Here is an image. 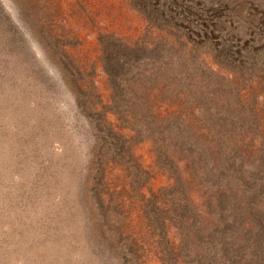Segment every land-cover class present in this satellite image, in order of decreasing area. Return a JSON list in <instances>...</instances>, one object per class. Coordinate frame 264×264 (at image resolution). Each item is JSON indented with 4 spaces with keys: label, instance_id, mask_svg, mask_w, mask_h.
Wrapping results in <instances>:
<instances>
[{
    "label": "rangeland",
    "instance_id": "1",
    "mask_svg": "<svg viewBox=\"0 0 264 264\" xmlns=\"http://www.w3.org/2000/svg\"><path fill=\"white\" fill-rule=\"evenodd\" d=\"M0 264H264V0H0Z\"/></svg>",
    "mask_w": 264,
    "mask_h": 264
},
{
    "label": "trees",
    "instance_id": "2",
    "mask_svg": "<svg viewBox=\"0 0 264 264\" xmlns=\"http://www.w3.org/2000/svg\"><path fill=\"white\" fill-rule=\"evenodd\" d=\"M122 135V134H121ZM223 142H224V140H222V141H220V143H221V145H218L220 148H222L223 147ZM132 151V150H131ZM212 152H215L216 154L219 152L218 151V149H216L215 150V148L214 149H212ZM130 154L131 155H133V153L132 152H130ZM173 165L175 166V167H177L178 166V163L177 162H175V161H173ZM177 168H179V167H177ZM145 171V173L144 174H147L148 175V171H146V170H144ZM179 172V171H178ZM175 182L172 184V186H170V188L172 189V190H174V192L176 193V192H178V190H180V194H179V196H177V197H174V198H172L170 201H169V204H170V206H172V208L173 207H175V205H178V204H183V207L184 206H188L189 205V202H188V200H187V196H186V194H183L182 192H181V189H180V183H181V178H182V176H181V173L179 172V173H176L175 174ZM157 198V197H156ZM157 201H159L158 199H157ZM190 201V200H189ZM160 209H162V207H161V204L158 206Z\"/></svg>",
    "mask_w": 264,
    "mask_h": 264
},
{
    "label": "clouds",
    "instance_id": "3",
    "mask_svg": "<svg viewBox=\"0 0 264 264\" xmlns=\"http://www.w3.org/2000/svg\"><path fill=\"white\" fill-rule=\"evenodd\" d=\"M11 11V10H10ZM14 22H18V21H16L15 19H14Z\"/></svg>",
    "mask_w": 264,
    "mask_h": 264
}]
</instances>
